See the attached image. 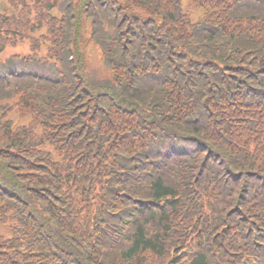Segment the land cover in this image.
Instances as JSON below:
<instances>
[{"label":"trees","instance_id":"16d2710c","mask_svg":"<svg viewBox=\"0 0 264 264\" xmlns=\"http://www.w3.org/2000/svg\"><path fill=\"white\" fill-rule=\"evenodd\" d=\"M0 227V264H264V0H0Z\"/></svg>","mask_w":264,"mask_h":264},{"label":"rangeland","instance_id":"374dc122","mask_svg":"<svg viewBox=\"0 0 264 264\" xmlns=\"http://www.w3.org/2000/svg\"><path fill=\"white\" fill-rule=\"evenodd\" d=\"M190 4V0H183V5L188 6ZM85 33H88V29L85 28ZM85 47V58H86V67L87 70L96 75V77L100 80L107 79L109 77V71L102 64L99 56V52L97 51L94 45L86 43ZM8 229L5 227H0V235H7ZM186 254V253H185ZM182 256H185L184 254Z\"/></svg>","mask_w":264,"mask_h":264}]
</instances>
